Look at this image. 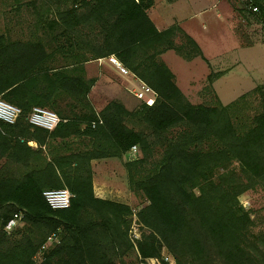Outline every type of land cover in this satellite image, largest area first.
I'll return each instance as SVG.
<instances>
[{
    "label": "trees",
    "instance_id": "16d2710c",
    "mask_svg": "<svg viewBox=\"0 0 264 264\" xmlns=\"http://www.w3.org/2000/svg\"><path fill=\"white\" fill-rule=\"evenodd\" d=\"M54 1L70 8L51 21V36L42 32L43 42H5L0 36V99L21 111L13 125L0 122V264H130L125 256L134 248L136 264H167L159 258L161 247L174 264H264V254L244 247L252 222L238 202L264 181V84L226 106H193L156 57L167 51L180 57L173 43L179 34L200 52L178 27L155 29L146 15L153 0ZM254 4V19L264 25V0ZM68 33L87 55L74 53L72 64L112 55L152 89L155 102L146 106L130 95L134 104L127 108L100 92L113 84L107 77L86 82L68 74V65L50 68L46 45L68 39ZM62 95L79 111L59 112L53 105ZM249 97L257 110L241 128L233 109L247 106ZM33 107L56 111L55 129L31 127L26 117ZM129 119L141 128L128 126ZM174 129L175 137L167 138ZM72 136L92 140L91 149L66 154L59 151L68 145L45 143ZM21 138L36 140V148ZM133 146L138 157L124 164L130 184L148 202L135 213L147 234L135 245L127 233L132 209L96 197L90 167L92 160L122 158ZM155 146L161 153L151 162ZM133 171L142 174L134 179ZM59 189L72 198L67 209L53 210L42 192ZM13 215H21L20 223L7 232Z\"/></svg>",
    "mask_w": 264,
    "mask_h": 264
},
{
    "label": "rangeland",
    "instance_id": "374dc122",
    "mask_svg": "<svg viewBox=\"0 0 264 264\" xmlns=\"http://www.w3.org/2000/svg\"><path fill=\"white\" fill-rule=\"evenodd\" d=\"M227 2L235 13L234 29L241 47H247V44H255L262 37L264 38V26L262 24L251 16L247 18V14L239 10L236 3ZM69 8L70 4L66 1L57 3L54 0H0V36L5 42H38L42 40V32L46 33L45 36L49 34L51 36L55 32V29L48 28L51 21L57 19L58 12ZM240 15H242V18ZM221 24L223 27L222 22ZM207 32L208 30H199L194 38L201 46L200 52L202 56H205L204 58L211 59L215 53L224 56V61H226L221 62L219 67L213 70L205 59L196 53L197 51L188 43L185 36L181 34L173 38L174 46L178 49L177 53L181 55V59L176 57L177 54L174 51L171 52L176 56L169 53L166 59L171 69L176 73L177 80L181 81L179 82L181 88L184 87L187 90L185 92L188 97L182 95L191 105L217 107L220 104L226 106L261 82L260 80L264 75V53L257 49L247 52V49H238L237 46L232 48V39L227 32L218 31L210 36L207 35ZM65 35L68 39L60 38L57 42L46 45V50L49 53V67L53 69L68 65L66 68L68 74L81 77L86 82L96 80L100 76L107 77L112 80L113 84L108 85L106 83V85L100 86V92L110 100L130 108V105L132 106L134 102L125 90V80L117 76L106 64H100L96 60L72 64L75 60L74 53H79L80 56L84 54L83 57H87V55L85 54L86 51L76 44L77 39L71 36L72 34ZM50 36L47 38H50ZM185 58L191 59L186 60ZM156 60L162 62L161 56L156 57ZM162 63L167 67L164 62ZM63 97L64 95L60 97L61 99L58 97L53 105L59 112L66 114L70 113V110L76 109V111H79L75 106L77 104L74 105L72 99ZM247 101L250 102L247 106L237 105L233 109L234 123L241 128L245 122L247 124L250 122L258 106V102L252 101L250 97L247 98ZM44 109L55 113L58 117V113L53 109ZM127 125L136 130L141 128L139 123L132 119L128 120ZM177 132L178 129L170 131L167 138L175 137ZM60 143L64 146L68 145L66 150L59 151L66 154L71 152L81 153L92 147V140L82 136H72ZM160 153L158 147H152L149 152L150 161H156ZM137 157L135 156L134 160ZM46 158L49 157L46 156ZM129 161H133L132 157L102 158L92 160L90 167L93 191L108 201L124 204L132 209L131 216H128L129 227L127 233L130 242L135 245L137 240L147 235L145 228L138 224L135 213L145 208L148 202L134 182L131 184L129 182L124 164L131 163ZM41 162L42 160L39 163ZM12 170L8 169L7 171L12 173ZM21 172L20 170L19 174ZM132 173L134 179L142 174L141 171H133ZM193 192L196 195L198 194L197 189ZM238 202L244 211L248 212L252 222L244 240V247L253 255L260 256L264 254V181L241 194L238 197ZM166 254L167 252L163 247L159 248L160 259ZM125 260L130 264L137 263L139 257L135 248L125 256ZM145 263L150 264V260H146Z\"/></svg>",
    "mask_w": 264,
    "mask_h": 264
},
{
    "label": "crops",
    "instance_id": "0c3cea01",
    "mask_svg": "<svg viewBox=\"0 0 264 264\" xmlns=\"http://www.w3.org/2000/svg\"><path fill=\"white\" fill-rule=\"evenodd\" d=\"M146 15L158 32H162L171 27H178L183 32V34H185L195 43L197 48H199V52L201 51V46L194 38V35L199 33V30H208V36L215 34L218 31L224 33L227 32V34L232 39V48L237 46L236 48L238 49H247V52L257 49L264 53V40L262 38L255 44H247V47L240 46L239 40L236 36V31L234 29L235 13L234 10L230 7V4H228V2L225 0H153V4L146 11ZM250 16L255 18L253 15ZM250 16L247 15V18H249ZM221 22L223 23V27ZM222 28H224L223 31ZM169 53H172L174 56H176L173 52L167 51L161 55V60L167 65V67L173 74L174 81L181 93L185 97H188L185 92L187 90H185L184 87L181 88L179 84V82L181 81L177 80L176 73L173 71V69H171L170 64L167 62L166 58L167 56H169ZM200 55L203 58L205 57L202 56L201 52ZM176 57L179 58V56ZM223 57L224 56L215 53V55H213L211 59H204L206 63L214 70L215 68L219 67L221 62L224 61ZM260 81L261 82L258 84L264 83V75ZM69 138H54L53 140L45 141V143H60ZM23 140L26 141L30 148L36 147L35 143H38L36 140H30L28 138L20 139L21 142H23ZM94 194L96 197L106 200L104 197L97 195L95 191Z\"/></svg>",
    "mask_w": 264,
    "mask_h": 264
},
{
    "label": "built area",
    "instance_id": "2783aa9c",
    "mask_svg": "<svg viewBox=\"0 0 264 264\" xmlns=\"http://www.w3.org/2000/svg\"><path fill=\"white\" fill-rule=\"evenodd\" d=\"M225 1L236 3L239 10H242L249 16L257 12V6L254 4V0ZM96 61L100 64H106L117 76L122 77L126 82V92L135 100L146 106H151L155 102L156 96L152 89L130 75L114 56L111 55L105 58H99ZM20 115L21 111L18 107L8 104L0 99V122L13 125ZM26 121L33 128H40L47 131L55 129L60 122L55 113L39 107H33L31 109L26 117ZM95 125V123H92L91 127L94 128ZM135 156L136 147L133 146L125 154V157H132V160H134ZM42 196L49 207L53 210L67 209L69 207L70 199L72 198V195L66 189L45 190L42 192ZM20 219L21 215H13V217L6 223L4 230L9 232L17 227L20 223ZM162 259L167 264H174L173 258L168 254L163 255Z\"/></svg>",
    "mask_w": 264,
    "mask_h": 264
}]
</instances>
